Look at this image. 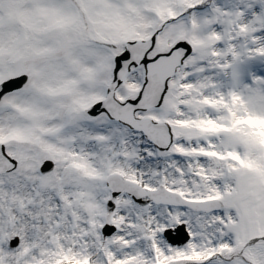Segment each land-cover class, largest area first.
Here are the masks:
<instances>
[{"label":"snow or ice","instance_id":"1","mask_svg":"<svg viewBox=\"0 0 264 264\" xmlns=\"http://www.w3.org/2000/svg\"><path fill=\"white\" fill-rule=\"evenodd\" d=\"M0 264H264V0H0Z\"/></svg>","mask_w":264,"mask_h":264}]
</instances>
